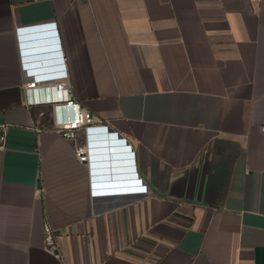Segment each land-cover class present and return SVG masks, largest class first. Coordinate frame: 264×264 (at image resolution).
<instances>
[{
  "label": "crops",
  "instance_id": "obj_1",
  "mask_svg": "<svg viewBox=\"0 0 264 264\" xmlns=\"http://www.w3.org/2000/svg\"><path fill=\"white\" fill-rule=\"evenodd\" d=\"M2 123L0 264H264V0H0Z\"/></svg>",
  "mask_w": 264,
  "mask_h": 264
},
{
  "label": "built area",
  "instance_id": "obj_2",
  "mask_svg": "<svg viewBox=\"0 0 264 264\" xmlns=\"http://www.w3.org/2000/svg\"><path fill=\"white\" fill-rule=\"evenodd\" d=\"M43 79H30L24 83V88L28 90L40 89L38 85ZM52 81V85L45 87L44 92L47 94L52 91V96H44L34 101H42L46 104H50L54 109V122L47 127L48 129L55 131L62 135L66 139L73 140L75 142V155L80 162H85L89 159L88 145L83 140L81 132L85 133L90 127L100 125V119H97L88 109L82 107L81 104L74 98L73 87L69 80L68 75H64L57 79H49ZM54 92V94H53ZM51 95V93H50ZM46 96V97H45ZM64 108L72 109V114L65 116ZM63 111V115L60 117L58 110ZM7 124H0V148L5 145V129ZM264 129V127H263ZM46 240L49 245V249L52 250L54 244V238L52 229L49 224L45 226Z\"/></svg>",
  "mask_w": 264,
  "mask_h": 264
},
{
  "label": "water",
  "instance_id": "obj_3",
  "mask_svg": "<svg viewBox=\"0 0 264 264\" xmlns=\"http://www.w3.org/2000/svg\"><path fill=\"white\" fill-rule=\"evenodd\" d=\"M55 252H58L57 250Z\"/></svg>",
  "mask_w": 264,
  "mask_h": 264
}]
</instances>
